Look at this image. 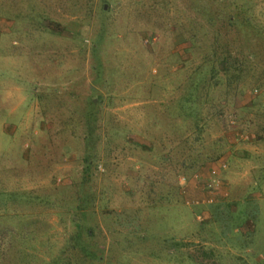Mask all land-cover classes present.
I'll return each mask as SVG.
<instances>
[{"label":"rangeland","instance_id":"374dc122","mask_svg":"<svg viewBox=\"0 0 264 264\" xmlns=\"http://www.w3.org/2000/svg\"><path fill=\"white\" fill-rule=\"evenodd\" d=\"M0 246L264 264V0H0Z\"/></svg>","mask_w":264,"mask_h":264},{"label":"trees","instance_id":"16d2710c","mask_svg":"<svg viewBox=\"0 0 264 264\" xmlns=\"http://www.w3.org/2000/svg\"><path fill=\"white\" fill-rule=\"evenodd\" d=\"M238 71V70H237ZM11 246H8V250L10 251ZM66 256L63 254L60 255L59 258H53L51 261L45 262L44 264H61V261L63 260V264H83V261L80 257L75 258L69 257L71 256V249L69 246L66 247ZM85 251V250H84ZM6 254V248L4 246H0V256ZM1 261V259H0Z\"/></svg>","mask_w":264,"mask_h":264}]
</instances>
